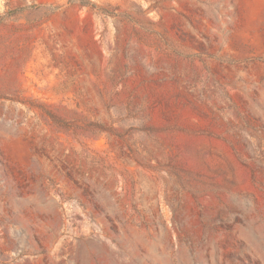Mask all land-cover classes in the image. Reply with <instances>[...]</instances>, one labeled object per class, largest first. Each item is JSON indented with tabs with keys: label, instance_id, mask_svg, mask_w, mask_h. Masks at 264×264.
<instances>
[{
	"label": "rangeland",
	"instance_id": "374dc122",
	"mask_svg": "<svg viewBox=\"0 0 264 264\" xmlns=\"http://www.w3.org/2000/svg\"><path fill=\"white\" fill-rule=\"evenodd\" d=\"M0 264H264V0H0Z\"/></svg>",
	"mask_w": 264,
	"mask_h": 264
}]
</instances>
